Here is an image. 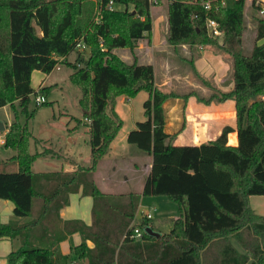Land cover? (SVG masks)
<instances>
[{
    "label": "trees",
    "instance_id": "trees-1",
    "mask_svg": "<svg viewBox=\"0 0 264 264\" xmlns=\"http://www.w3.org/2000/svg\"><path fill=\"white\" fill-rule=\"evenodd\" d=\"M121 3L124 9L109 7ZM247 0L207 13L198 0H168L167 41L206 46L228 62L233 88L217 100L231 98L237 120V145L227 144L232 130L198 145H176L164 131L162 104L173 95L157 87L151 64L124 62L115 49L133 52L152 29L150 0H0V107L17 101L27 113L34 92L32 73L49 74L60 58L77 52L69 78L80 90L78 103L88 123L89 165L71 172H34L39 152H30L34 136L16 114L5 125L4 146L14 154L0 161V198L13 202V214L0 222V239L12 241L7 264H247L231 239L251 254L248 264H264V215L249 204L264 195V18H257L255 44L242 49ZM128 5L132 6V12ZM255 9V0H251ZM223 31L221 42L205 29L206 17ZM82 42L84 51L75 50ZM88 51V53H87ZM66 60V59H64ZM144 90V118L126 136L128 143L151 155L142 194L166 196L179 206L172 228L159 238L148 235L150 219L134 221L140 194H109L96 185L97 161L122 126L114 109L117 96ZM255 99H251L252 97ZM17 168L5 170L6 165ZM94 199L93 222H61L58 210L77 192ZM135 227L141 238L130 237ZM154 230V229H153ZM71 231L82 243L63 255L58 243ZM94 243L88 248L85 240Z\"/></svg>",
    "mask_w": 264,
    "mask_h": 264
},
{
    "label": "crops",
    "instance_id": "crops-1",
    "mask_svg": "<svg viewBox=\"0 0 264 264\" xmlns=\"http://www.w3.org/2000/svg\"><path fill=\"white\" fill-rule=\"evenodd\" d=\"M260 4L264 6V0H261ZM115 5L113 4L112 6L115 8ZM129 9L132 11V6ZM160 13H157L154 17L152 16V29L149 38L143 37L138 40L133 52L127 48L115 49L114 52L126 63H132L135 60L138 64H151L154 70L155 85L173 94L164 100L162 109L164 131L168 134H175L174 144L198 145L205 143L213 140L224 126H229L232 130L227 135V144L231 146L237 145V120L234 102L231 98L217 100L219 92H229L233 88V80L229 78L230 67L228 62L206 46H192L187 43L169 44L167 41V16L165 17L164 14ZM260 14H264V12ZM262 41H257V44ZM75 55L77 57V52H75ZM70 56L71 53L67 57L60 59V61L64 59L72 61ZM44 75L40 71H34L31 80L33 78L41 79V84L46 88ZM184 88L187 90H184ZM139 92H145L148 97L146 91L141 90ZM134 96L122 94L116 97L114 109L120 118L121 114L116 107L117 100L120 98L122 104L129 105ZM262 99H264V96ZM141 117L137 119L131 115L130 130L135 127L138 120L144 118L143 110ZM68 119L69 122L73 123L72 127H66L68 134L74 133L80 125L84 126V144L82 146L78 144V136L71 137L68 135L69 145L66 146L65 144L64 148H58L60 157L37 156L32 164L34 172H71L89 165L90 147L86 151L83 149V146H89V121L84 116L81 119L68 115ZM9 122L6 123L9 124ZM122 127L123 120L120 130L109 144L108 150L97 161L94 179L97 187L104 193H139L138 212L139 210L142 211V201L145 198H149L142 194V189L145 177L150 170L152 159L150 154L139 149L135 144L127 142L126 136L129 130L121 133ZM4 133L5 130L0 131V161H5L14 154L13 149L4 146ZM33 143L35 145L34 140ZM49 148L52 149L50 146ZM37 151L39 152L37 147H34L32 153ZM42 158L45 160L44 165L46 168L35 169L34 163ZM7 167L9 170L17 168L13 164H8L6 165ZM93 205V197L83 194L82 187H80L77 192L68 195V203L58 210V218L62 223L78 221L86 226H91L93 222ZM13 208L14 204L12 201L0 198V222L7 223L11 219ZM151 209L155 211V207ZM254 211L264 215V212L260 210L254 209ZM137 212L134 221L137 219ZM173 218H171V221ZM82 240L80 232L71 231L58 243V250L61 254L67 255L71 252V246L81 244ZM232 243L237 249H240L236 242ZM85 244L90 249L94 247V243L89 239L85 240ZM11 249L12 241L7 238H1L0 260L4 263H7V255ZM75 264H82V262L76 260Z\"/></svg>",
    "mask_w": 264,
    "mask_h": 264
},
{
    "label": "rangeland",
    "instance_id": "rangeland-1",
    "mask_svg": "<svg viewBox=\"0 0 264 264\" xmlns=\"http://www.w3.org/2000/svg\"><path fill=\"white\" fill-rule=\"evenodd\" d=\"M232 1L233 0H225L227 6H230ZM260 3L261 0H255V5H258L261 9L262 6ZM167 4L168 0H158L156 4L151 5V17H154L157 13L160 12V14H164V16L166 17ZM124 7L125 5L121 3H117L115 5V8L120 10ZM130 7L131 6L128 5V8ZM260 9L253 8L250 0L246 1L242 24V49L245 53H250L253 45L255 44V26L257 23V18H264V14H260ZM218 41L221 42L222 39L219 38ZM262 42H264V40ZM70 57L72 61H69L67 59L63 60L58 65L59 70L54 68L49 74L44 75L46 88L41 84V79H32L34 92L29 95L27 113L22 112L21 107L17 101H15L13 105L7 104L4 107H0V121L4 123L10 121L9 123H11L14 120L16 114V120L18 119L22 124L26 123L28 129L35 137L33 139H30V152L32 153V151H34V147H37V150H39L40 153L39 156L60 157L58 154V148H64L65 144L66 146L69 145L67 140L68 135H70L71 137L78 136V144H80L81 146L84 144L83 139H85V136H83V125H80L72 134H68L66 129V127L70 128L73 126V123L69 122L68 115L83 119L82 109L80 108L78 103L80 90L71 82L69 78V75L73 71H76V68L73 67V63L77 61L75 51L71 52ZM184 90L187 89L184 88ZM35 94H42L46 102L42 105L36 106L34 102ZM218 96L219 94H217V97ZM146 97L147 94L145 92H139L134 97H132L129 105L122 104L120 98L117 100L118 102L116 107L123 120V129L121 133L125 130H130L129 128L131 126V115L133 118H142L141 113L143 110V101L146 99ZM255 98L256 97L254 96L251 99ZM66 122L67 124L65 125ZM33 140L36 146L34 145ZM49 146L52 149H50ZM55 146L57 147L55 148ZM88 148V145H86V147L83 146V149L85 151L88 150ZM44 161L45 160H43V158L37 160L34 163V168H46L44 165ZM147 197L149 198H145V200L142 201V211L139 210L137 212L136 222H139L141 220V213L147 211L148 209H151L152 207H155V211H151L153 214V218L150 220L153 229L159 231L160 233L170 231L173 225L171 218H175L179 214L178 204L173 202L166 196ZM249 204L255 210L264 212V195H252L249 198ZM231 241L236 242L233 239H231ZM237 245L239 246L238 243ZM238 251L248 256V263L251 261L250 252L243 250L241 247L240 249H238Z\"/></svg>",
    "mask_w": 264,
    "mask_h": 264
},
{
    "label": "built area",
    "instance_id": "built-area-1",
    "mask_svg": "<svg viewBox=\"0 0 264 264\" xmlns=\"http://www.w3.org/2000/svg\"><path fill=\"white\" fill-rule=\"evenodd\" d=\"M150 2L151 5H153L156 4L158 0H150ZM198 2L207 13L217 12L220 8L227 6L225 0H198ZM108 5L109 7H112L113 2L109 1ZM263 12H264V6H262V8L260 9V13ZM205 29L207 34L212 38H218V37L220 38L223 35V31L220 28L218 21L215 18L211 17L210 15L206 17ZM85 48L86 46L82 42L77 43L75 46V50L78 51H84ZM60 59H62V57ZM58 65L59 63H57L54 68L59 70ZM34 102L36 106H39L45 103L46 101L42 94H35ZM151 211L152 209H148L147 211L143 212L142 218L151 219L152 218ZM141 236H142V230L138 227H135L133 231L130 233V237L133 238H141ZM0 264H7V263H4L0 260Z\"/></svg>",
    "mask_w": 264,
    "mask_h": 264
},
{
    "label": "water",
    "instance_id": "water-1",
    "mask_svg": "<svg viewBox=\"0 0 264 264\" xmlns=\"http://www.w3.org/2000/svg\"><path fill=\"white\" fill-rule=\"evenodd\" d=\"M132 12H134V10H132ZM88 53V51H87ZM5 130V125L2 121H0V131H4ZM144 232L147 233L150 236H153L155 238H159L161 236V233H159L156 230H153L151 227L147 226L144 228Z\"/></svg>",
    "mask_w": 264,
    "mask_h": 264
}]
</instances>
